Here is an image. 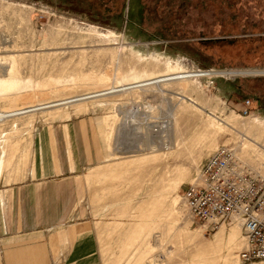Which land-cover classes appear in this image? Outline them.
Instances as JSON below:
<instances>
[{
  "label": "rangeland",
  "instance_id": "374dc122",
  "mask_svg": "<svg viewBox=\"0 0 264 264\" xmlns=\"http://www.w3.org/2000/svg\"><path fill=\"white\" fill-rule=\"evenodd\" d=\"M229 4H235L237 18L229 17ZM125 5L124 21L119 27L114 21H92L84 14L50 6L44 0H0V48H6L0 50V59L5 58L0 60V110L73 95L94 87L84 84L97 77L113 79V71L118 68H133L139 75L188 72L200 77L181 86L165 84L151 91L114 94L97 101L95 106L89 100L80 106L39 109L0 121V152L4 151L3 156L0 154V169H8L12 160L9 156L12 158L27 146L34 124L84 114L97 117L106 158L115 163L108 165L107 173L91 181L101 187L100 198L106 197L117 205L108 217L125 221L123 227L122 223L107 224V233L118 234L127 228L132 237L128 251L131 257L123 264H243L237 257L244 248L242 230L236 225L214 228L190 219L181 194L196 179L205 160L222 146L234 147L236 154L241 147L245 155L250 153L249 157L254 158L244 155L249 161L241 159L248 168L264 164L261 150H257L260 154L251 153L245 147L253 136L264 147V110L246 90L241 97L228 96L224 84L235 81L243 85L244 79L251 82L264 78V73L260 74L264 65L255 63L252 52L246 53L248 48L238 42L264 37V0H127ZM11 56L16 58L15 64ZM227 72L235 74H224ZM55 79L68 86L57 87ZM125 79L128 78L118 77L117 83L127 82ZM77 107L83 111L76 112ZM173 113L176 130L168 129V133L159 135L154 129H159ZM209 116L229 127L213 122L210 127L218 133L214 144L196 149ZM103 123L106 125L101 126ZM169 134L172 145L175 140H183L189 149H194L192 153L175 147L161 150ZM136 145L140 152L134 149ZM155 148L157 152L151 153ZM123 149H128L126 154H121ZM132 153L164 158L150 165L144 160L134 162L141 156L128 157ZM20 158L27 166L28 153ZM176 168L183 169L182 176ZM260 171L258 175L264 178V168ZM172 181L175 185L170 188ZM218 233L222 238L215 239ZM232 235L236 237L229 243ZM203 242L210 247L202 249Z\"/></svg>",
  "mask_w": 264,
  "mask_h": 264
},
{
  "label": "crops",
  "instance_id": "0c3cea01",
  "mask_svg": "<svg viewBox=\"0 0 264 264\" xmlns=\"http://www.w3.org/2000/svg\"><path fill=\"white\" fill-rule=\"evenodd\" d=\"M98 119L34 124L27 146L2 166L0 264H123L131 257L128 229L107 233V224L123 227V219L108 217L117 205L86 178L115 163L106 158ZM27 153L26 166L20 155Z\"/></svg>",
  "mask_w": 264,
  "mask_h": 264
},
{
  "label": "built area",
  "instance_id": "2783aa9c",
  "mask_svg": "<svg viewBox=\"0 0 264 264\" xmlns=\"http://www.w3.org/2000/svg\"><path fill=\"white\" fill-rule=\"evenodd\" d=\"M235 154L230 146L218 148L202 164L195 182L182 191L181 199L190 219L214 228L239 225L245 244L238 259L243 264H264V178Z\"/></svg>",
  "mask_w": 264,
  "mask_h": 264
},
{
  "label": "bare ground",
  "instance_id": "6f19581e",
  "mask_svg": "<svg viewBox=\"0 0 264 264\" xmlns=\"http://www.w3.org/2000/svg\"><path fill=\"white\" fill-rule=\"evenodd\" d=\"M6 49V48H5ZM5 49H3V48H0V50H5ZM121 52V51H120ZM122 53V52H121ZM117 57H120L119 55L117 56ZM2 59H5V58H1L0 60H2ZM9 59H11L12 61H13V64H15V62H16V58L15 57H9ZM6 63V62H5ZM116 72V73H115ZM260 72V71H259ZM259 72H255V73H259ZM5 73V70L3 71V74ZM113 73H114V78L113 79H110L109 77H107V76H100V77H97L95 80H94V82H90L89 84L88 83H86V84H84V85H86V86H90V85H92V86H94V87H87V88H85L84 90H81V91H77V93H74L73 95H69V96H65V97H60V98H58V99H54V100H50V101H43V102H40V103H38V104H36V105H30V106H28V107H25V108H15V109H13V110H0V121H3V120H5V119H7V118H12V119H14V118H18V117H22V115H29V114H31V113H34L35 111H38L39 109L40 110H51V109H53V107L54 108H59V107H67V106H80L83 102H86V101H89V100H93V102H91V105L93 106H95V104L97 105L98 104V102L97 101H99V100H103V99H105V98H108V97H110L111 95H114V94H118V93H124V92H131V91H133V90H138V91H142V92H145V90H148L149 91V89H150V91L152 90V89H156V88H158V87H161V86H163V85H167V84H176V86H178V85H183V84H185V82H187L189 79H191V78H194V77H200L199 75L200 74H192V73H188V72H184V73H180V72H165V73H163V74H160V75H155V74H153V73H148V72H145L144 74H142V75H139L138 74V72H136V70H134L133 68H128L127 70H122V69H120V68H118V69H114V71H113ZM202 73V72H201ZM261 73H264V72H260V74ZM206 75L207 73H202V75ZM224 74H235L234 72H227V73H224ZM237 75V74H236ZM118 77H120V78H128V79H125V81L126 80H128L127 82H124V83H122V84H118L117 83V80H118ZM61 79H55L53 82H54V84L57 86V87H60V88H66L68 85L67 84H65V82H63V84H61L62 83V81H60ZM86 81L84 80L83 81V83H85ZM112 82V83H111ZM164 87V86H163ZM159 89V88H158ZM159 91V90H158ZM163 91V90H162ZM189 100V99H188ZM195 105H196V103H195ZM198 106V105H197ZM174 107V106H173ZM172 107V108H173ZM78 108V110H76V112H81V111H83L82 109H79V107H77ZM93 108V107H92ZM197 110H199L200 111V109H197ZM181 111V110H180ZM203 111V110H202ZM186 112V111H185ZM171 117H170V119L168 118V121L167 120H164V122H163V124H161V127H160V131L158 130V129H156L155 131H159L158 133H159V135H160V133H162V132H167V130L169 129V131H170V129H172V131L174 132L175 130H176V127H175V123H177V122H175V115H174V113L171 115V114H169ZM197 115H199V114H197ZM208 116V115H207ZM11 120V119H10ZM99 121V122H98ZM98 123H99V125H100V119H98ZM185 121V120H184ZM221 121V120H220ZM218 123L219 124V126L221 127L223 124H225V125H227L226 124V122H223L222 121V123L220 122H218L217 120H216V118L215 117H212V116H209L208 117V119L205 121V126H204V130L202 131V133L201 134H199L200 136H199V142L197 143L198 144V146L197 147H195L196 149H198V148H200V146L202 145V146H205V147H210V146H212L213 144H214V139H215V137L218 135V133L217 132H215V129H212L211 127H210V125L212 124V123ZM105 123H106V120H105ZM128 123V122H127ZM130 123V122H129ZM162 123V122H161ZM104 125V123L101 125V126H103ZM106 125V124H105ZM104 125V126H105ZM180 125V124H179ZM229 125V124H228ZM227 125V126H228ZM131 126V125H130ZM231 126V125H230ZM149 127V126H148ZM229 127V126H228ZM156 128V127H155ZM103 129V128H102ZM104 129H106L105 127H104ZM103 129V130H104ZM232 129V128H231ZM151 130V129H150ZM234 130H235V128H234ZM109 131V130H108ZM154 131V130H153ZM105 132H106V130H105ZM168 133V132H167ZM244 133V132H243ZM103 134H104V132H103ZM108 134V133H107ZM164 134V133H163ZM170 134H172V132L170 133ZM170 134H169V137L167 138V143H168V145H167V143H166V141L164 142V143H166L165 144V146L163 147V148H160L161 150H170V149H172L173 147H175V148H177L176 150H182V151H185V150H187V149H189V147H187V145H186V143L183 141V140H175L176 142H174L175 144L174 145H172L170 142L172 141L171 140V137H170ZM174 134V133H173ZM182 134V133H181ZM236 134H237V132H236ZM110 135V134H109ZM168 135V134H167ZM114 136V135H113ZM112 136V137H113ZM156 136V135H155ZM163 136V135H162ZM161 136V137H162ZM240 136H242V135H240ZM154 137V136H153ZM152 137V138H153ZM178 137V136H177ZM254 137V136H253ZM249 138L250 139V142H249V140H248V143H246L245 144V147L252 153V151H255L256 153H258V154H260L259 152H257V150H261V152H262V154H264V147L263 146H261L262 144H260L259 145V143L260 142H257L256 140H257V138ZM173 138V137H172ZM240 138V137H239ZM110 139V138H109ZM175 139V138H174ZM173 139V140H174ZM112 140V139H111ZM110 140V141H111ZM163 140V139H162ZM241 140H243V138L241 139ZM108 142V141H107ZM106 142V144L108 145L109 143H107ZM158 143H159V141H158ZM243 143V142H242ZM241 143V144H242ZM258 143V144H257ZM240 144V145H241ZM156 145H157V143H156ZM155 145V146H156ZM161 145V144H160ZM264 145V144H263ZM115 146V145H114ZM172 146V147H171ZM192 147H194L195 146V144L193 143L192 145H191ZM236 146H238V145H236ZM242 146V145H241ZM240 146V147H241ZM239 147V148H240ZM142 148V147H141ZM157 148V147H156ZM155 148V149H156ZM234 148V147H233ZM129 149H131V148H129ZM134 149H136V151L137 152H140V147H138L137 145L136 146H134ZM158 149V148H157ZM157 149H156V151L155 150H153V151H151V153H154V152H157ZM160 149H158V150H160ZM174 149V148H173ZM172 149V150H173ZM112 150H113V148H112ZM190 150V152L191 151H193L194 149H189ZM127 151H128V149L126 150V149H123V150H121V154L123 153V154H126L127 153ZM238 151H240V152H238L237 154H235L236 155V157H237V159L238 160H240L241 162H242V160H247V157H249V156H251V154L249 153V156H247V154L245 155V151H244V149H242V147H241V149L240 150H238ZM243 151V152H242ZM119 152V151H118ZM172 152V151H171ZM235 152H237V151H235ZM170 153V152H169ZM175 153V152H174ZM192 153V152H191ZM179 154V153H178ZM130 155V154H129ZM180 155V154H179ZM197 155V154H196ZM238 155V156H237ZM247 156L246 158H244L245 156ZM124 156H126V155H124ZM123 156V157H124ZM138 156H141V158L140 159H136V161H134V162H137L138 160L139 161H142V160H144V161H147V162H149L150 163V165H152L151 163L153 162V164H154V162H156V161H163L162 159L164 158H159V155H153V156H150V155H148V153H144V154H142V155H133V153H132V156H128V157H138ZM162 156V155H161ZM190 156V155H189ZM189 158V157H188ZM190 158H192V157H190ZM189 158V159H190ZM201 158V157H200ZM249 158H254V157H249ZM248 158V159H249ZM108 159V158H107ZM112 158H110V160H111ZM193 159V158H192ZM242 159V160H241ZM166 161H167V159H166ZM244 161V162H245ZM247 161H249V160H247ZM242 162L243 164H245V165H247L248 163L247 162ZM247 163V164H246ZM251 163V162H250ZM258 163V162H257ZM262 163V162H261ZM164 164V163H163ZM260 164V163H259ZM173 165V164H172ZM261 166L259 167V168H255L254 169V167H252L251 165H250V171L251 172H253V173H256V174H258V172L260 173L259 175H261L262 174V172L260 171V169L262 170L263 168H264V164H260ZM155 166V165H154ZM161 166V165H160ZM248 167H249V165H247ZM258 166V165H257ZM156 168H158V166H155ZM164 167H165V169H166V166L164 165ZM171 167V166H170ZM122 168V167H121ZM155 168L153 167V169L152 170H154ZM177 169V168H176ZM185 169V168H184ZM179 172H176V173H179L178 175L180 176L182 173H183V169H181V168H179V169H177ZM176 171V170H175ZM168 172V171H167ZM105 173H107V171H104V172H101V173H90V174H88L87 175V180L88 181H91V180H94V179H97L99 176H101V175H103V174H105ZM150 173H153L152 171H150ZM176 173H174V174H176ZM197 173H198V171H197ZM171 174V173H170ZM151 176H153L152 174H150ZM182 176V175H181ZM167 177V176H166ZM196 178V177H195ZM171 179V178H170ZM169 179V180H170ZM180 179V178H179ZM167 180V179H166ZM173 180V179H172ZM195 181V180H194ZM193 181V182H194ZM164 182V181H163ZM174 182L175 181H172V183H169L168 184V187H172V186H174L175 184H174ZM181 184V183H180ZM162 187V186H161ZM164 187V186H163ZM170 188H169V191H171L170 190ZM173 188V187H172ZM176 188V187H175ZM161 189V188H160ZM162 192V191H161ZM164 192V191H163ZM159 196H161V195H159ZM158 199V198H157ZM164 199V198H163ZM161 200V199H160ZM156 201V200H155ZM158 202H159V200H157ZM163 201V200H162ZM161 202V201H160ZM157 203V202H156ZM187 211V210H186ZM231 225V224H230ZM206 226H208V225H206ZM206 226H204L205 228H206ZM233 226V225H232ZM237 226V225H236ZM238 228H239V225L237 226ZM222 238V234L221 233H218L217 235H216V238L215 239H217V238ZM236 237V235H232V237L229 239V243L230 242H232L233 240H234V238ZM244 240V239H243ZM244 244H245V242H244ZM202 249L203 248H209L210 247V245H208L207 243H204L203 242V244L200 246Z\"/></svg>",
  "mask_w": 264,
  "mask_h": 264
},
{
  "label": "trees",
  "instance_id": "16d2710c",
  "mask_svg": "<svg viewBox=\"0 0 264 264\" xmlns=\"http://www.w3.org/2000/svg\"><path fill=\"white\" fill-rule=\"evenodd\" d=\"M115 1L118 2L116 3ZM126 1L127 0H113V2L112 0H44V2H46L50 6H55L62 10H69L75 12L77 11L80 14H84L85 16H88L92 21H97L101 23L104 22L103 24H112V21H114L116 25L119 27H121L124 21ZM229 7L231 9L229 13L231 16L229 17L237 18V14H235L236 12L235 4ZM127 14L129 19V11ZM254 28L257 29L258 31H262V29H259L257 27ZM239 41L241 42L240 45L242 46V48H244V46L248 48V50H245L246 53L250 54L252 52L253 54L252 56H254L255 58V63L258 64L260 63L264 65V58H261V55L264 56V53L262 52V50H264V37L250 38L244 41L238 40V42ZM229 42L233 43V42H237V40H231ZM219 43L221 44L223 42H219ZM260 48L263 49L259 50ZM259 54H260V59L257 58L259 57ZM234 62H238L239 64L243 63V61H236V60H234ZM248 80L250 79H244L243 81L245 83L243 85H238V83L235 81L224 82L227 88L226 89L227 95L232 98L233 96L241 97V95L244 93V90H246L250 95L254 96V99L260 106V109L264 110V78L260 80L259 79L251 80V82H247Z\"/></svg>",
  "mask_w": 264,
  "mask_h": 264
}]
</instances>
